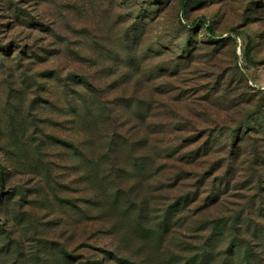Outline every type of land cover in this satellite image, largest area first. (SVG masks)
<instances>
[{
  "label": "rangeland",
  "instance_id": "obj_1",
  "mask_svg": "<svg viewBox=\"0 0 264 264\" xmlns=\"http://www.w3.org/2000/svg\"><path fill=\"white\" fill-rule=\"evenodd\" d=\"M181 2L0 0V264H264V0Z\"/></svg>",
  "mask_w": 264,
  "mask_h": 264
},
{
  "label": "trees",
  "instance_id": "obj_2",
  "mask_svg": "<svg viewBox=\"0 0 264 264\" xmlns=\"http://www.w3.org/2000/svg\"><path fill=\"white\" fill-rule=\"evenodd\" d=\"M191 0H182L181 2V6L182 8H185L186 5L190 2ZM207 32L209 33L210 36H215L213 29L211 27L207 28ZM237 35L240 34L238 32H235ZM250 49H251V45L247 44L246 48H245V56L248 58L249 57V53H250ZM2 171V166L0 165V172ZM1 181H3V175L1 174ZM104 200V199H103ZM106 201L107 199L105 198V203L104 201L101 202V205L99 206V210H100V214H101V218L105 217L107 214V210L108 208L106 207ZM221 225L220 224H216L213 229L214 230H220Z\"/></svg>",
  "mask_w": 264,
  "mask_h": 264
}]
</instances>
